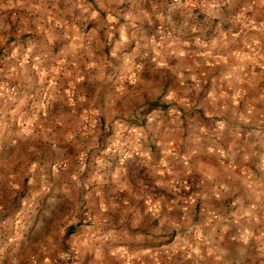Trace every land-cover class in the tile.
<instances>
[{
	"label": "clouds",
	"instance_id": "obj_1",
	"mask_svg": "<svg viewBox=\"0 0 264 264\" xmlns=\"http://www.w3.org/2000/svg\"><path fill=\"white\" fill-rule=\"evenodd\" d=\"M262 82L264 0H0V264H264Z\"/></svg>",
	"mask_w": 264,
	"mask_h": 264
},
{
	"label": "crops",
	"instance_id": "obj_2",
	"mask_svg": "<svg viewBox=\"0 0 264 264\" xmlns=\"http://www.w3.org/2000/svg\"><path fill=\"white\" fill-rule=\"evenodd\" d=\"M257 71H260V69H257ZM262 83H264V82H262Z\"/></svg>",
	"mask_w": 264,
	"mask_h": 264
}]
</instances>
